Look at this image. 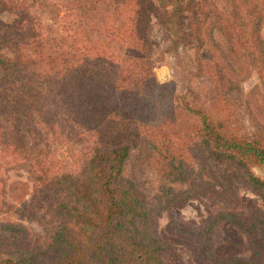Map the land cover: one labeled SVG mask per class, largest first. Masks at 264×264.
<instances>
[{
    "label": "trees",
    "instance_id": "1",
    "mask_svg": "<svg viewBox=\"0 0 264 264\" xmlns=\"http://www.w3.org/2000/svg\"><path fill=\"white\" fill-rule=\"evenodd\" d=\"M222 1L219 9L196 0H44L39 17L14 0L11 8L25 11L15 21L10 55L0 51V246L8 251L0 264H177L173 246L156 233L147 196L124 175L139 142L172 183L187 182L193 142L264 192L252 173L264 166V0ZM153 19L173 51H196L208 93L179 100L171 84L159 82ZM250 71L260 84L245 94L239 86ZM62 112L93 142L77 170L63 167L55 148ZM4 165L26 168L30 182L14 181L7 190ZM29 195L58 223L34 247L27 226L3 218L24 216ZM220 221L251 238L257 233L256 224L226 212L200 237L208 240ZM207 249L205 242L200 250ZM260 251L257 242L253 260L215 263L261 264Z\"/></svg>",
    "mask_w": 264,
    "mask_h": 264
},
{
    "label": "rangeland",
    "instance_id": "2",
    "mask_svg": "<svg viewBox=\"0 0 264 264\" xmlns=\"http://www.w3.org/2000/svg\"><path fill=\"white\" fill-rule=\"evenodd\" d=\"M16 1L22 5L26 3L31 14L41 17L44 0ZM2 2L5 6L0 7V51L10 55L7 47L16 32L15 21L20 19L25 9L11 8L14 0H0V5ZM196 2L214 4L219 9L223 6L222 0ZM149 40L156 76L160 83L172 85L173 93L179 100L190 101L194 95H205L212 89L211 82L199 73L196 51L191 47L173 51L166 31L156 19L151 22ZM203 54L207 56L205 52ZM259 84L257 74L250 71L239 87L247 94ZM239 116L249 127L244 109L239 111ZM61 119L60 139L55 144L57 155L64 163L63 167L77 170L90 153L93 142L84 129H77L68 123L64 112ZM191 146L186 164L189 178L183 184L172 183L161 176L154 165L150 146L144 142H139L132 149L124 170L125 177L147 196L159 238L173 246L170 249L171 261L177 264H216L215 260L232 258L253 260L251 258L259 242L261 253L258 256L260 263L264 264V192L254 189L241 170L211 160L200 143L193 145L192 142ZM252 173L264 181V166L253 168ZM1 174L7 190L14 181L30 182L26 168L4 165ZM31 198V195L27 198L24 216L7 215L3 218L27 226L32 234L30 244L34 247L44 245L57 230L58 223L46 210L32 206ZM226 212L238 215L249 224H256L255 240L224 221L217 222L208 240H203L200 234L210 219ZM205 242L208 249L203 252L200 249ZM7 254L8 251L0 246V259Z\"/></svg>",
    "mask_w": 264,
    "mask_h": 264
}]
</instances>
